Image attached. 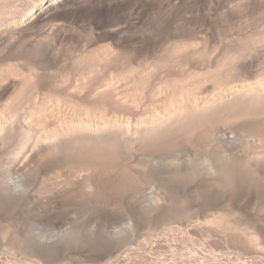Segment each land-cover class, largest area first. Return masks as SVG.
<instances>
[{
	"label": "bare ground",
	"instance_id": "1",
	"mask_svg": "<svg viewBox=\"0 0 264 264\" xmlns=\"http://www.w3.org/2000/svg\"><path fill=\"white\" fill-rule=\"evenodd\" d=\"M197 1L0 0V264H264V0Z\"/></svg>",
	"mask_w": 264,
	"mask_h": 264
},
{
	"label": "rangeland",
	"instance_id": "2",
	"mask_svg": "<svg viewBox=\"0 0 264 264\" xmlns=\"http://www.w3.org/2000/svg\"><path fill=\"white\" fill-rule=\"evenodd\" d=\"M205 1H206V4H205ZM212 1H213V2H212ZM223 1L225 2V4L223 3L224 5L221 3V2H223ZM226 1H227V2H226ZM226 1H225V0H222V1H221V0H215V1H214V0H208V2H207V0H203V1H201V2L197 1V3H200V4L203 3V10H204V12L206 13V15H207L208 17L211 16V18L213 17L212 19H215V18L217 17L216 19L218 20V18H219V20H220L221 18H220V16H218V15H220V13L223 14V12L228 11V7H229V6L225 9L226 5H230V4H231L230 6H232V0H231V2H229L230 0H226ZM233 1H234L233 3L236 2V0H233ZM214 2H215V3H214ZM213 3H214V4H213ZM220 4H221V6H222V9H221ZM205 5H206V6H205ZM216 6H217L218 8H217ZM224 6H225V7H224ZM219 10H220V11H219ZM222 11H223V12H222ZM237 11H238V10H237ZM216 13H217V14H216ZM214 17H215V18H214ZM216 19H215V21H216ZM234 21H235V19H234ZM235 22H236V21H235ZM237 22H238V21H237ZM237 22H236V24H239V23H237ZM1 220H2V221H1ZM6 220H7V219H4V221H3L2 215H0V221L2 222V223H1L2 225L0 224V228H1V229H0V232H3L4 229L6 230L7 228H10V229H8V230H11V229L13 230V228H15V227H16V228L19 227V226L17 225V223L12 222V221H10V220H8V221H10V222H8V221H6ZM6 223H7V224H6ZM13 223H14L15 225H13ZM3 224L5 225V227H4ZM12 225H13V227H11ZM1 226H2V227H1ZM9 226H10V227H9ZM2 228H3V230H2ZM1 230H2V231H1ZM16 230H17V229H14L12 232L15 233ZM10 232H11V231H10ZM12 232H11V234L13 235ZM145 238H146V235H145V234L141 235V236L138 238V240H137L138 242L136 241L135 243H132V246H133L132 248H133V250L131 249V250H128V251H129V252H130V251L132 252V251H134V250L136 251L137 247H139V244H138V243H139V239L142 241L143 239L145 240ZM0 240L2 241V239H0ZM130 245H131V244H130ZM130 245H129V246H130ZM149 245H150V244H149ZM187 246H188V245H187ZM195 246H196V245H194V246L191 245V247H190V245H189L188 247L183 246L182 248H180V249H178V250H176V251H172V250L169 251V252H168L169 254L173 253L174 256H177V257L179 256V258H180V257L182 258V259H179V258L176 259L177 257L174 258V256H172L173 254L168 255V256H169L168 258L172 260V261L169 260V261L171 262V263L169 262V264H172V262H174V260H177V261H176L177 263H173V264H181V262L183 263L184 260H186V259L189 260V258H190L191 256L194 257V255L196 256V255H198V253H199V255H198L197 259H200V256H201V258L203 257V259H205V258L208 257V256H206V254L209 255V256H210L211 254L214 255V254L217 253V252H214V251H218V250H219V249H216V250L206 249V250H205V247H204V248L202 247V248H203V250H202V248H201L200 246H198V247H195ZM130 247H131V246H130ZM134 247H135V249H134ZM200 249H201L202 251H201ZM195 250H197V251H195ZM198 250H200V252H201L202 254H201ZM208 250H209V251H208ZM221 250H222V249H220L219 251L221 252ZM203 251H204V252H203ZM211 251H213L214 254H213V252L211 253ZM222 251H224V250H222ZM192 252H193V254H194V253H195V254H194V255L190 254V253H192ZM197 252H198V253H197ZM122 253H124V252L122 251ZM203 253H204V254L206 253V254L204 255ZM225 253H226V250H225ZM225 253L221 252V254H219V255H221V256H228V255H230V254H231V255H234V254H235L234 251H233L234 254H232V251H230V253H229V251H227V253H226L227 255H226ZM228 253H229V254H228ZM128 254H129V256L132 257V255H131L132 253H128ZM128 254H127V255H128ZM154 255H155V254H152V256H154ZM170 256H172L173 258H172V257L170 258ZM205 256H206V257H205ZM122 257H123V256H122ZM188 257H189V258H188ZM127 258H128V256H127ZM195 258H196V257H195ZM55 259L57 260L58 258L55 257V258L53 259V261L51 260L53 263L50 262V264H61L62 260H61L60 258H59V260H57V262H54ZM191 259H192V257L190 258V260H191ZM60 260H61V261H60ZM88 260H91V259H86L85 261L87 262ZM178 260H179V261H178ZM85 261H82L83 263L81 262V263H79V264H86ZM91 261H93L95 264H98V262H95L94 259H92ZM58 262H60V263H58ZM84 262H85V263H84ZM93 262H92V263H93ZM178 262H179V263H178ZM186 262H187V261H186ZM48 263H49V262H48ZM94 263H93V264H94ZM184 263H185V262H184ZM44 264H47V263H44ZM76 264H78V263H76ZM87 264H91V262L88 261ZM127 264H128V263H127Z\"/></svg>",
	"mask_w": 264,
	"mask_h": 264
}]
</instances>
